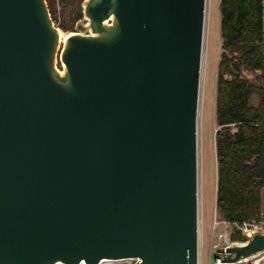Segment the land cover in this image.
Segmentation results:
<instances>
[{
    "label": "water",
    "instance_id": "water-1",
    "mask_svg": "<svg viewBox=\"0 0 264 264\" xmlns=\"http://www.w3.org/2000/svg\"><path fill=\"white\" fill-rule=\"evenodd\" d=\"M206 3L0 0V264H198Z\"/></svg>",
    "mask_w": 264,
    "mask_h": 264
},
{
    "label": "trees",
    "instance_id": "trees-1",
    "mask_svg": "<svg viewBox=\"0 0 264 264\" xmlns=\"http://www.w3.org/2000/svg\"><path fill=\"white\" fill-rule=\"evenodd\" d=\"M47 1L57 22L56 0ZM220 9L216 202L230 222L264 220V0H220ZM83 14L80 7L74 18ZM246 239L238 230L231 234V240Z\"/></svg>",
    "mask_w": 264,
    "mask_h": 264
},
{
    "label": "rangeland",
    "instance_id": "rangeland-1",
    "mask_svg": "<svg viewBox=\"0 0 264 264\" xmlns=\"http://www.w3.org/2000/svg\"><path fill=\"white\" fill-rule=\"evenodd\" d=\"M84 0H56L58 10V25L63 37L67 34L79 30L78 21L87 23V18L82 15L74 18L78 8H83ZM68 24L69 28L64 29L60 24ZM89 31V30H85ZM64 39L61 43L57 55V65L63 69L60 59V51L63 47ZM221 36V9L220 0H207L206 22L202 60V77L200 87V100L198 111V171H199V262L198 264H213L215 250L225 245L224 237L221 233L226 231L223 223H216L223 219L216 202L217 196V155L215 144V133L218 127L216 122V90L218 62L222 50ZM259 99L257 93L251 97V101L256 103ZM254 220V219H252ZM263 220V219H262ZM229 236L238 228L229 226ZM243 235V234H241ZM245 236V235H243ZM246 237V236H245ZM234 242H244L246 240H232ZM135 259L105 261L102 264H135ZM246 264H252L250 261Z\"/></svg>",
    "mask_w": 264,
    "mask_h": 264
},
{
    "label": "built area",
    "instance_id": "built-area-1",
    "mask_svg": "<svg viewBox=\"0 0 264 264\" xmlns=\"http://www.w3.org/2000/svg\"><path fill=\"white\" fill-rule=\"evenodd\" d=\"M223 223L226 226V231L221 233V236L224 237L225 245L220 248H217L215 251L218 253L213 261V264H246L249 261L252 264H264V251L260 252L259 254L252 256L250 258H242L239 260H223L222 257L228 255L225 251L226 247L229 245L235 244H243L246 242L254 233L256 232H264V220H243V221H235L230 222L226 219H222L216 223ZM232 226L241 230V234L246 236V241L244 242H234L231 240L228 232V227ZM224 248V251H219V249Z\"/></svg>",
    "mask_w": 264,
    "mask_h": 264
},
{
    "label": "bare ground",
    "instance_id": "bare-ground-1",
    "mask_svg": "<svg viewBox=\"0 0 264 264\" xmlns=\"http://www.w3.org/2000/svg\"><path fill=\"white\" fill-rule=\"evenodd\" d=\"M60 34H61V37L63 38V39H65L67 36H68V34L65 36V37H63V35H62V31L60 30ZM70 34V33H69ZM102 264V263H101Z\"/></svg>",
    "mask_w": 264,
    "mask_h": 264
}]
</instances>
